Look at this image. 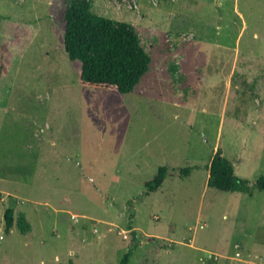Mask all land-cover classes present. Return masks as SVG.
Masks as SVG:
<instances>
[{
    "label": "rangeland",
    "instance_id": "374dc122",
    "mask_svg": "<svg viewBox=\"0 0 264 264\" xmlns=\"http://www.w3.org/2000/svg\"><path fill=\"white\" fill-rule=\"evenodd\" d=\"M69 1L0 0V264H264V192L206 185L264 175V0H87L151 57L126 95L79 83Z\"/></svg>",
    "mask_w": 264,
    "mask_h": 264
},
{
    "label": "trees",
    "instance_id": "16d2710c",
    "mask_svg": "<svg viewBox=\"0 0 264 264\" xmlns=\"http://www.w3.org/2000/svg\"><path fill=\"white\" fill-rule=\"evenodd\" d=\"M63 47L70 61L81 64L79 83L88 88L102 89L129 94L149 72L151 57L145 50L135 29L121 22L95 15L87 0H71L64 11ZM6 72L0 62V75ZM209 188L221 192L250 193L252 188L264 192V175L254 184L235 175L233 165L217 151L207 165ZM189 168L180 175L188 176ZM171 173L166 167H159L152 178L143 183L145 195L156 192ZM5 232L13 227L12 210L4 214ZM24 234L29 225L23 218L16 222ZM131 253L127 252L120 264H128Z\"/></svg>",
    "mask_w": 264,
    "mask_h": 264
}]
</instances>
